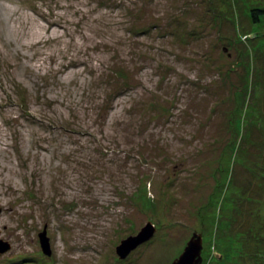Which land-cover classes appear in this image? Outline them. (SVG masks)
Instances as JSON below:
<instances>
[{"label":"rangeland","instance_id":"rangeland-1","mask_svg":"<svg viewBox=\"0 0 264 264\" xmlns=\"http://www.w3.org/2000/svg\"><path fill=\"white\" fill-rule=\"evenodd\" d=\"M195 233L264 264V0H0V264H172Z\"/></svg>","mask_w":264,"mask_h":264},{"label":"water","instance_id":"water-1","mask_svg":"<svg viewBox=\"0 0 264 264\" xmlns=\"http://www.w3.org/2000/svg\"><path fill=\"white\" fill-rule=\"evenodd\" d=\"M156 227L153 223L148 222L147 225L140 231L137 236L129 237L126 240L121 242V245L116 248V253L121 260L127 259V257L136 250L139 246L145 244L149 241L156 232ZM40 243L42 251L45 255L51 256V244L50 239L47 236V228L45 227L44 231L39 234ZM10 246L0 240V256L8 251ZM203 252V237L201 234H193L190 241L187 243L184 252L180 255L179 258L175 259L172 264H202Z\"/></svg>","mask_w":264,"mask_h":264},{"label":"trees","instance_id":"trees-1","mask_svg":"<svg viewBox=\"0 0 264 264\" xmlns=\"http://www.w3.org/2000/svg\"><path fill=\"white\" fill-rule=\"evenodd\" d=\"M259 13H260V12H259V10H257V9H255V10L252 11V17H253V19H254L255 22H257V20H258V18H259V17H258Z\"/></svg>","mask_w":264,"mask_h":264}]
</instances>
